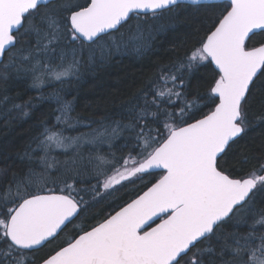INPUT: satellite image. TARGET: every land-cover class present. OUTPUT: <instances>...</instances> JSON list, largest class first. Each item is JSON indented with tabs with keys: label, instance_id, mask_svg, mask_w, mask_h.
I'll list each match as a JSON object with an SVG mask.
<instances>
[{
	"label": "snow or ice",
	"instance_id": "1",
	"mask_svg": "<svg viewBox=\"0 0 264 264\" xmlns=\"http://www.w3.org/2000/svg\"><path fill=\"white\" fill-rule=\"evenodd\" d=\"M0 117V264H264V0H0Z\"/></svg>",
	"mask_w": 264,
	"mask_h": 264
},
{
	"label": "trees",
	"instance_id": "2",
	"mask_svg": "<svg viewBox=\"0 0 264 264\" xmlns=\"http://www.w3.org/2000/svg\"><path fill=\"white\" fill-rule=\"evenodd\" d=\"M195 6H192L194 8ZM128 61H125V65H128ZM136 67L129 68V71H136ZM115 83V77L112 78H105L102 81H95L92 83H87L84 86L83 91L80 93V100H79V108L78 110L82 114H89L85 112V105L86 104H92L95 106L97 103H102V98L106 95H108L110 92L114 93L115 88L111 87ZM110 105H105V107H109ZM7 122L3 120V117H0V143H7L15 140L17 143H19V134L23 130H26L28 125H24V128H19L16 124H10L8 127H5V124ZM12 129H16L15 132L12 131ZM157 173L158 175L161 174L160 172ZM144 182H137L135 185H130L127 189L124 191L129 193H138L143 188ZM146 190V189H145ZM118 195H123L122 193H119ZM127 199V197H125Z\"/></svg>",
	"mask_w": 264,
	"mask_h": 264
},
{
	"label": "water",
	"instance_id": "3",
	"mask_svg": "<svg viewBox=\"0 0 264 264\" xmlns=\"http://www.w3.org/2000/svg\"><path fill=\"white\" fill-rule=\"evenodd\" d=\"M156 172H160V170H156ZM158 222V221H157Z\"/></svg>",
	"mask_w": 264,
	"mask_h": 264
}]
</instances>
